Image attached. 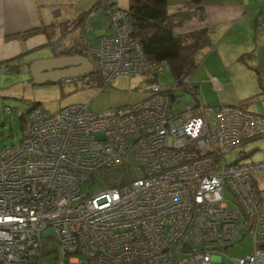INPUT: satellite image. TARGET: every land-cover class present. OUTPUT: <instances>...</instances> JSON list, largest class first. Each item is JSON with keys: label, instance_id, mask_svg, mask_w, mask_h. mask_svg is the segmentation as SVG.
I'll return each instance as SVG.
<instances>
[{"label": "built area", "instance_id": "obj_1", "mask_svg": "<svg viewBox=\"0 0 264 264\" xmlns=\"http://www.w3.org/2000/svg\"><path fill=\"white\" fill-rule=\"evenodd\" d=\"M113 4L103 1L112 33L84 50L100 81H64L99 92L142 75L146 96L98 113L89 103L31 108L17 150L0 153V264H41L48 227L66 264H211L246 234L252 249L229 264H264V160L224 159L264 140V115L239 105L174 110L156 83L166 64L148 61ZM60 40L56 53L71 47Z\"/></svg>", "mask_w": 264, "mask_h": 264}, {"label": "crops", "instance_id": "obj_2", "mask_svg": "<svg viewBox=\"0 0 264 264\" xmlns=\"http://www.w3.org/2000/svg\"><path fill=\"white\" fill-rule=\"evenodd\" d=\"M118 1L115 0L112 6L127 11L123 9L121 0L120 6ZM190 1L192 0H167L169 11L173 13L182 10ZM200 2L204 7V20L186 22L179 31L185 33L208 28L214 46L210 56L213 55L214 58L211 60L213 66L206 64L212 70H206L203 76L195 81L196 83L191 84L197 88L199 85L202 86V92L206 95L214 82L218 84L223 82L227 87H231V84L243 86L249 78L254 77L257 87L260 89L261 86L264 92V0H200ZM105 18L106 8L101 0H0V71L6 68L23 71L24 67L33 61L56 56L51 47L60 39V34L57 31L48 39V36L41 32L43 27L58 26L65 22L69 25L65 37L70 41L79 39L85 42L84 30L90 28L89 26L85 28V25H90L94 20L100 21L104 27V33L97 39L112 33ZM75 24L77 26L71 28ZM35 30L40 31L21 37L24 33ZM70 30H74L76 34L70 33ZM46 47H50L52 56L38 57V51ZM251 51H254V57L248 60L247 64L243 65L237 61L241 55ZM35 52V57L29 59ZM223 92L224 90L217 93L212 91L208 100L217 105H237L233 103L232 94Z\"/></svg>", "mask_w": 264, "mask_h": 264}, {"label": "rangeland", "instance_id": "obj_3", "mask_svg": "<svg viewBox=\"0 0 264 264\" xmlns=\"http://www.w3.org/2000/svg\"><path fill=\"white\" fill-rule=\"evenodd\" d=\"M119 6H120V0ZM128 0H121L123 9H128ZM125 7V8H124ZM85 25V24H84ZM77 25H72L71 28H75ZM89 26V29L84 30L85 39L88 46H95L97 43V37L104 33L103 24L94 20L92 23L86 24L85 28ZM72 34H76L74 30H70ZM67 38L65 36L60 37ZM55 41L57 44L61 40ZM79 48L81 42L71 40L72 43ZM54 43V44H55ZM53 46V45H52ZM56 56L67 55L66 50L64 52L56 53L57 48L51 47ZM214 46L201 50L197 55V60L200 65L192 73L189 74L188 81L196 83L198 79L203 76L206 70H212L209 65L211 64L213 55L210 56ZM66 49H70L69 47ZM39 52L38 57H50L52 51L50 47H46ZM36 52L29 56V59L35 57ZM75 55V54H72ZM77 55V54H76ZM86 57L81 52L78 54ZM210 56V58H208ZM89 59V58H88ZM204 64V65H203ZM207 66V67H206ZM211 68V69H207ZM250 74V73H248ZM100 81V77L95 73L88 74L86 78ZM220 79H222L220 77ZM146 81V78L142 75H134L132 77H117L116 80L109 85H104L99 92L96 88L82 87L81 82L66 83L64 80H60L56 83H45L37 85L34 83L30 74L20 71L3 69L0 71V153H13L17 150L18 144L21 141L24 131L27 127V113L34 107H40L46 112H55L59 108L74 104V103H89L90 110L93 113L103 112L108 109L122 107L143 99L146 93L141 91V86ZM250 81V82H249ZM156 83L162 90L171 91L175 97L173 102V109L176 111L182 110L185 106L193 107L200 103L206 106H219L208 100L212 91L219 92L224 90L225 94H232L234 98V104H237L243 108L248 109L250 112L264 115V92L257 87L254 77L247 81L243 86H237L231 84V87H227L223 82L218 84L214 82L207 90V94H203L202 86L197 88L198 96H194L188 90H182L181 88L174 87L175 81L170 73L169 68L165 69L164 74L159 76ZM198 83V82H197ZM218 85V86H217ZM214 86V87H213ZM220 86V88H219ZM221 104V103H218ZM26 118V121H25ZM237 155H249L243 162H259L264 160V140L256 139L244 144H241L234 151L227 153L224 159L227 163L234 161ZM98 190H95L97 192ZM227 199H231V194L227 191L225 193ZM44 242V256L41 259V264H66L68 257L63 252L60 244L55 240V233L51 227H48L42 232ZM253 247V239L249 234L244 237L240 235L235 244L224 250H221L216 256L218 260L212 261L211 264H229L230 259L239 258L242 255L249 253ZM38 256V252H37Z\"/></svg>", "mask_w": 264, "mask_h": 264}, {"label": "trees", "instance_id": "obj_4", "mask_svg": "<svg viewBox=\"0 0 264 264\" xmlns=\"http://www.w3.org/2000/svg\"><path fill=\"white\" fill-rule=\"evenodd\" d=\"M103 1L106 0H101V3ZM128 1V21L132 27L133 36L140 41L145 57L151 62L165 63L166 68H169L175 81L174 87L188 90V92L197 97V86H193L188 81V77L200 65L197 60L198 53L205 48L212 47L211 34L206 27L185 33L179 30L183 28L186 22L204 20V7L200 0H192L186 4L184 9L173 13L169 11L167 0ZM110 7L113 6L110 5ZM68 28L69 25L63 22L58 26H45L41 32L45 33L50 39L57 31L60 34L59 37L66 36ZM38 31L40 30L24 33L21 37L23 38ZM257 34L256 28V37ZM87 46L88 44L81 41L79 48L73 47L67 50L66 54H81V52L85 54L83 50ZM253 57L254 51H251L241 55L237 61L244 65ZM7 66L9 67V65ZM12 67L17 68V66ZM95 79L98 78L96 77L92 80ZM73 82L77 81L72 80L71 83ZM260 89L263 91L261 86ZM171 95L174 97L173 94Z\"/></svg>", "mask_w": 264, "mask_h": 264}, {"label": "water", "instance_id": "obj_5", "mask_svg": "<svg viewBox=\"0 0 264 264\" xmlns=\"http://www.w3.org/2000/svg\"><path fill=\"white\" fill-rule=\"evenodd\" d=\"M92 67L86 57L62 55L33 61L24 67L23 73L30 74L35 84L42 85L91 74Z\"/></svg>", "mask_w": 264, "mask_h": 264}, {"label": "clouds", "instance_id": "obj_6", "mask_svg": "<svg viewBox=\"0 0 264 264\" xmlns=\"http://www.w3.org/2000/svg\"><path fill=\"white\" fill-rule=\"evenodd\" d=\"M78 45H79V44H78ZM74 46L76 47L77 44L75 45L74 42H73V43H72V46L70 47V49H72ZM67 50H69V49H67ZM67 50H66V51H67ZM66 51H65V52H66ZM83 52H84V50H83ZM54 53H55V52H54ZM60 54H61V53H60ZM71 55H72V54H71ZM60 56H62V55H60ZM65 56H68V55H65ZM85 56H86V55H85ZM86 58H87V57H86ZM87 59H88V58H87ZM88 60H89V59H88ZM89 61H90V60H89ZM90 62H91V61H90ZM92 73H93V67H92ZM81 76H87V75H81ZM81 76H76L75 78H77V77H81Z\"/></svg>", "mask_w": 264, "mask_h": 264}, {"label": "flooded vegetation", "instance_id": "obj_7", "mask_svg": "<svg viewBox=\"0 0 264 264\" xmlns=\"http://www.w3.org/2000/svg\"><path fill=\"white\" fill-rule=\"evenodd\" d=\"M82 77V76H81ZM78 78H80V77H78Z\"/></svg>", "mask_w": 264, "mask_h": 264}]
</instances>
